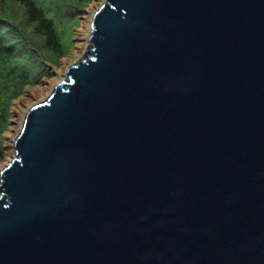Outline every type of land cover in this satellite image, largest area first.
<instances>
[{"label":"water","instance_id":"1","mask_svg":"<svg viewBox=\"0 0 264 264\" xmlns=\"http://www.w3.org/2000/svg\"><path fill=\"white\" fill-rule=\"evenodd\" d=\"M0 173V264H264V0H104Z\"/></svg>","mask_w":264,"mask_h":264},{"label":"trees","instance_id":"2","mask_svg":"<svg viewBox=\"0 0 264 264\" xmlns=\"http://www.w3.org/2000/svg\"><path fill=\"white\" fill-rule=\"evenodd\" d=\"M94 0H0V161L12 109L29 87L60 66L73 45V20Z\"/></svg>","mask_w":264,"mask_h":264},{"label":"rangeland","instance_id":"3","mask_svg":"<svg viewBox=\"0 0 264 264\" xmlns=\"http://www.w3.org/2000/svg\"><path fill=\"white\" fill-rule=\"evenodd\" d=\"M102 1L103 0H94L82 12V18L77 17L73 20V45L70 47L69 54L62 58L60 66H47V76L42 78L38 85L29 87L26 96L21 97L20 101H16L15 106L12 109L13 116L10 121V129L6 132L5 144L8 153L6 154V158L3 161H0V169L13 157L14 150L12 147V140L18 135L21 129V123L23 122L28 107L38 101L45 100L53 90L55 84L64 76L66 67L83 55L85 47L87 46V37L90 30L92 13Z\"/></svg>","mask_w":264,"mask_h":264}]
</instances>
